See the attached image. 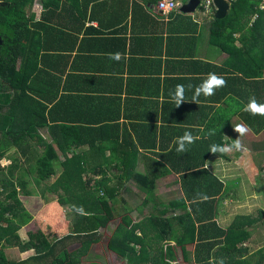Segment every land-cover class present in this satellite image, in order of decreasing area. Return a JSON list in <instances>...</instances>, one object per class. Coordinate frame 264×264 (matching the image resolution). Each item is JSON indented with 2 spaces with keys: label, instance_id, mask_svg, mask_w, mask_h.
Listing matches in <instances>:
<instances>
[{
  "label": "crops",
  "instance_id": "obj_1",
  "mask_svg": "<svg viewBox=\"0 0 264 264\" xmlns=\"http://www.w3.org/2000/svg\"><path fill=\"white\" fill-rule=\"evenodd\" d=\"M174 1L176 10L164 12L158 8L160 2L157 0H61L52 12H59L61 31L42 34L46 54L51 57H45V79L38 81V86L44 87L42 96L32 95L41 104L30 100L31 107L37 105L47 121H59L61 126L93 129L91 138L96 142L93 151L105 152L104 170L83 173L81 178L91 180L92 190L97 182H107L111 193L108 196L110 209L114 215L111 223L116 221V227L120 219L111 204L115 197L124 201L121 210L135 209L130 216L132 220L139 214L137 209L145 210L148 217L152 209V205H144L146 192L134 178L145 174L143 154L176 151L174 141L186 131L197 137L194 143L200 141L204 150L213 144H231L232 139L238 137L233 128L238 123H245L241 114L245 113L243 108L249 98L255 97L257 101L262 96L258 101L264 104V93L257 95V79L264 81V71L262 77L257 78V64L253 63L252 76L242 73L241 65H246L244 54L231 60L229 53L215 45L213 16L206 11L202 1L190 14L182 12L181 8L191 0ZM35 5L39 10L34 8ZM35 5L33 11L40 17L42 6ZM232 38L235 42L228 47L230 50L233 47L244 49L241 39L249 41L247 34L242 32L233 33ZM115 54H119V59L113 58ZM208 73L222 76L227 86L216 89L210 97L201 95L193 102L194 87ZM177 84L193 85L192 90L186 87L185 102L178 107L169 97ZM255 119L262 120L264 116H254V124ZM13 136L17 138L18 135L14 133ZM25 138L10 146L1 162H6L7 167L3 165V168L7 169L13 158H18L24 171L20 173L19 169L13 179L24 178L31 186L43 187L36 190L29 185L31 196L20 195L23 208L33 216L32 221L20 229L33 226L42 217L37 231H27V236L41 231L52 242L73 232L69 212L66 214L67 208L58 201L62 196L70 199V193L61 185L80 184L81 180L74 174L59 182L64 172L62 163L72 154H62L53 147L58 152L55 173L47 181L38 182L34 173L26 171L34 165V159L29 166L22 164L21 152L42 153L51 138L46 128ZM240 139L247 152L212 153L205 168L225 187L216 202L217 225L224 230L236 226L245 231L247 241L241 245L255 253L264 247V129L260 132L251 129ZM194 143L187 146L185 153L194 152L197 147ZM73 151L84 154L90 148L82 146ZM136 152L140 153L138 157ZM162 181L168 190L174 183L178 188L174 190L173 198L157 192L158 200L163 197L166 202V199L173 201L184 197L179 175L172 173L159 178L158 185H162ZM55 184L59 187H54ZM35 200H41L43 204L42 213L38 215L32 205ZM189 212H175L173 217H182ZM20 229L17 231L19 237ZM68 229V233L58 236V231ZM103 229L99 231L101 234ZM179 260L178 254V263Z\"/></svg>",
  "mask_w": 264,
  "mask_h": 264
},
{
  "label": "trees",
  "instance_id": "obj_2",
  "mask_svg": "<svg viewBox=\"0 0 264 264\" xmlns=\"http://www.w3.org/2000/svg\"><path fill=\"white\" fill-rule=\"evenodd\" d=\"M5 1L7 5L0 4V38L4 41L0 47V162L15 142L26 140L27 135L46 128L51 138L46 151L35 155L21 152L20 158H24L22 164L29 166L34 159V165L26 171L34 173L38 182L47 181L55 173L58 152L53 147H56L62 154H72L70 158L66 156L62 163L64 172L59 182L74 174L78 175L81 182L67 185L63 183L61 186L70 193V199L64 196L58 199L62 207L71 208L68 214L72 222V233L50 242L43 232L38 231L29 233L27 242H18L20 237L17 231L33 219L20 200V195L31 196L30 183L24 178H18L17 181L13 179L14 173L19 169L20 173L24 171L18 158H13L7 169L0 165V173H5L1 175L3 177H0V182L14 184L4 199H0V264H82L80 256L88 254L91 246L101 240L100 229L114 218L108 199L111 193L107 182H97L92 190L91 180L81 178L83 173L103 172L105 152L93 151L96 142L91 138L92 128H72L59 125V121H47L37 105L31 107L30 102L41 104L33 96H42L44 87L40 88L38 81L45 79V57H51L46 54L42 34L61 31L59 12L52 14L61 0ZM262 1L229 0L230 10L226 18L221 20L215 18L216 7L213 5L211 9L215 45L229 53L231 60H237L239 55L244 54L246 65H241L242 73L252 76L253 63L257 64V78L262 77L264 71V11L260 9ZM36 3L42 6L40 17L33 11ZM256 15L258 17L253 22ZM235 32L247 34L249 41L241 39L244 49L228 48L234 45L232 35ZM261 93H264V81L257 79V95ZM258 98L257 102L263 104ZM41 106L45 110V106ZM241 116L255 132L264 129V119H255L254 124V116L251 114L245 112ZM14 133H17V138L13 136ZM82 146H88L90 151L84 154L73 151V148ZM194 146H197L194 147V152L189 154L163 151L141 156L145 174L141 177L135 175L134 178L146 192L144 205H152V209L149 217L136 224L128 214L119 217L120 223L113 231L108 245L111 252L119 260L126 259V264H180L178 248L185 264H219L221 260L223 264H264V247L255 253L242 247L241 244L247 241L245 231L236 226L224 230L217 225L216 202L225 187L205 168L212 154L210 149H201L200 141L194 143ZM135 155L138 157L140 153L136 152ZM172 173L179 175L184 197L170 202L158 200L156 193L159 178ZM56 186L59 187L58 184L54 185ZM80 188L87 192L79 196L75 192ZM77 201L82 202L76 205ZM73 206H82L89 215L78 214ZM188 211L189 214L182 217H173L175 212ZM138 231L141 235H138ZM152 231L155 236L150 233ZM75 241L81 246L70 251L69 244ZM11 242L18 243L17 246L23 251L35 250L36 253L25 260H11L6 253L7 243ZM155 243L158 244L157 247L154 246Z\"/></svg>",
  "mask_w": 264,
  "mask_h": 264
},
{
  "label": "rangeland",
  "instance_id": "obj_3",
  "mask_svg": "<svg viewBox=\"0 0 264 264\" xmlns=\"http://www.w3.org/2000/svg\"><path fill=\"white\" fill-rule=\"evenodd\" d=\"M203 5L205 4V0H201ZM37 4V3H36ZM34 8L38 9V5H35ZM39 10V9H38ZM6 163V162H5ZM4 161L1 162V167L3 168L5 165V168L7 167V164H5ZM5 173H0V177H3L1 175H4ZM1 181V179H0ZM86 181V180H85ZM164 182L162 181L161 184L162 185H158V191L161 196H164V195H167V198L170 196L171 198H173L175 196V194L173 193L174 190H176L178 188V186L176 185V183H174L173 187L171 189H167L166 188V184H163ZM169 183V182H168ZM31 186V185H30ZM86 186V184H85ZM92 186V184L90 185ZM159 186H161V190L159 189ZM14 187V184H10L9 182H6V183H3V182H0V199H4V197L8 194V192ZM31 187H33L34 189H38L41 188L43 189V187H40V186H36V185H32ZM87 190L86 189H79L77 192L75 193H78L79 196L83 195L84 193H86ZM95 194H97L96 192H94ZM172 194V195H170ZM162 200H163V197H162ZM84 201V200H83ZM170 200L166 199V202H169ZM27 202V201H26ZM49 202H51L50 200L48 201V208L50 209L51 207V204H49ZM79 202H82V201H77L76 202V205L79 204ZM135 201H132V204H134ZM28 204V202H27ZM111 204L115 206V214L118 215V217L122 218L123 215L125 214H128V215H132L134 213V210L135 209H123L121 210L122 207H124V201H122L121 199L119 200V198L115 197L112 201H111ZM32 205H34V209L36 210L35 213L38 215L39 212L42 211V206L43 204H41V200H35V201H32ZM141 204H140V201H138V204H137V207H139ZM137 207H135L137 209ZM71 210V208H67L65 209V212L66 214ZM139 214L136 218L132 217L133 220H135L137 223L139 222H142L145 220V218L147 217L146 216V211L143 210V212L140 210V209H137ZM42 213V212H41ZM52 213H55V211H52ZM58 214H63L62 213H59ZM65 215V214H63ZM115 215V216H116ZM54 216V215H53ZM42 220V217H39L35 222H34V225L33 226H29V228H25V229H20V237L21 239L23 240L22 242H27L28 241V236H27V231H37L38 229V223H40V221ZM70 220H68L67 223H69ZM116 221L113 222V223H109L106 227H104V229L102 230V239L101 241H99L98 243L96 244H93L91 246V249H90V252L88 254H84L82 256H80V259H81V262L82 264H126L125 260L124 259L123 261L122 260H119L118 258H116V255L111 252L110 248H109V241H110V238H111V235L116 227ZM136 224V223H135ZM149 226V225H148ZM150 227V226H149ZM69 229L68 230H63V231H58V236H61L63 232L68 233ZM71 231V230H70ZM138 235H141L140 231L137 232ZM150 233H154V231L150 232ZM48 235H50V233L48 232ZM47 235V236H48ZM155 236V233L153 234ZM21 239H19L18 242H21ZM54 239V238H53ZM52 240V239H50ZM18 243L16 242H11V243H7V248H6V253L8 255V257L11 259V260H15V261H19V260H24V259H27L28 257L32 256V255H35V250H28V251H23L19 246H17ZM158 244H154L155 247H157ZM81 246V244L77 241L75 242H71L69 244V250L70 251H75L77 249H79ZM189 249H192L191 246H189ZM178 254H179V262L180 264H184V261H183V257L180 256L182 255V252L181 250H178ZM148 264V263H146Z\"/></svg>",
  "mask_w": 264,
  "mask_h": 264
},
{
  "label": "clouds",
  "instance_id": "obj_4",
  "mask_svg": "<svg viewBox=\"0 0 264 264\" xmlns=\"http://www.w3.org/2000/svg\"><path fill=\"white\" fill-rule=\"evenodd\" d=\"M162 6L166 9H170L174 5L164 4ZM113 58L119 59V54H115ZM225 85L226 81L222 76H219L216 73H208L206 78L203 79L199 85H196L194 87L192 101H197L201 95L210 97L215 94L216 89L224 87ZM186 87L189 90L193 89V85L191 84H188L187 86H185L184 84H177L175 88L169 92L170 102L174 103L176 107L185 102ZM243 111L253 116H264V104L258 103L255 97H251L249 98L248 103L244 106ZM233 131L238 134V137L236 139H232L231 144L211 145V153L228 154L233 151L247 152L248 149L242 144L240 137H243L246 134L250 133L251 129L247 124L241 122L235 125ZM196 139L197 137H194L191 132H184L182 136L176 138V140L174 141L176 145V151L180 153L186 152L188 150L187 146L194 143ZM7 163H10V161H8ZM73 208L80 215H89V213H86L84 211L82 206H73ZM219 264H223V261L221 260Z\"/></svg>",
  "mask_w": 264,
  "mask_h": 264
},
{
  "label": "water",
  "instance_id": "obj_5",
  "mask_svg": "<svg viewBox=\"0 0 264 264\" xmlns=\"http://www.w3.org/2000/svg\"><path fill=\"white\" fill-rule=\"evenodd\" d=\"M214 5L216 7V19H224L228 15V12L230 10V2L229 0H213ZM1 6L7 5V2L5 0H0ZM201 0H191L188 4L184 5L181 8V11L184 13H194L197 8L200 6ZM3 39L0 38V47L3 45Z\"/></svg>",
  "mask_w": 264,
  "mask_h": 264
},
{
  "label": "built area",
  "instance_id": "obj_6",
  "mask_svg": "<svg viewBox=\"0 0 264 264\" xmlns=\"http://www.w3.org/2000/svg\"><path fill=\"white\" fill-rule=\"evenodd\" d=\"M164 4H171V5H174V6L171 7L170 9H166L165 7L162 6ZM213 5H214V1L213 0H205L204 8L206 9L207 12H211V9H212ZM158 8L160 10L164 11V12L174 11L177 8V3L174 0H164V1H161L158 4ZM260 9L264 11V0L262 1L261 5H260ZM257 17H258L257 15L254 17V22L257 19Z\"/></svg>",
  "mask_w": 264,
  "mask_h": 264
}]
</instances>
